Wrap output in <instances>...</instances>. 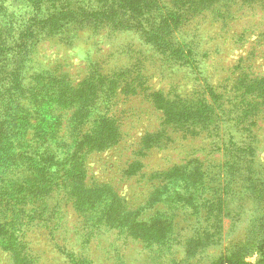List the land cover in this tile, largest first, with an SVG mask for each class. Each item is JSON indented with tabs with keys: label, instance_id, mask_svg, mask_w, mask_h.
I'll use <instances>...</instances> for the list:
<instances>
[{
	"label": "rangeland",
	"instance_id": "1",
	"mask_svg": "<svg viewBox=\"0 0 264 264\" xmlns=\"http://www.w3.org/2000/svg\"><path fill=\"white\" fill-rule=\"evenodd\" d=\"M10 19L13 34L0 37L1 112L3 90L13 104L27 107L37 95L54 88V78L59 76L73 86L98 65L104 71L137 72L149 93L131 92L116 102L123 139L118 146L93 151L86 157L84 182L109 181L125 200L142 205L138 201L145 203L150 186L138 173L124 175L132 160L139 159L144 164L140 171L149 172L197 159L198 176L205 186L192 193V205L212 210L205 217L199 209L183 220L181 209L176 208L182 205L179 196L190 195L184 186L179 193L169 191L167 199L160 194L162 204H154L175 209L180 216L175 220L185 228L179 233L187 239L209 233L207 243L196 246L192 253H187L189 240L180 236L159 252L144 248L134 239H128L124 247L119 244L122 237L115 232H98L88 242L83 240L82 216L65 194L68 191L57 189L56 180L50 178L51 188L47 186L39 200L31 202L29 197L20 196V201L33 203L28 205H43L44 214L50 217L47 225L32 221L26 236L18 233L21 243L28 242L29 249L25 246L24 252L32 256L29 264H175L177 260L180 264H212L225 251L237 255L236 263L231 264H264V104H250L255 103L250 94L240 100L236 92H225L234 82L229 78L235 75L240 59L252 60L245 68L259 78L264 76V0H0V27ZM64 71L67 74L63 75ZM12 81L17 87L5 89ZM208 88L231 95L228 99L218 97L214 103L206 94V102L215 108L204 122L208 127L202 128L200 123L195 135L176 130L172 135L175 142L143 148L144 155L136 153L145 132L163 129L161 111L146 96L181 93L180 97L187 100L200 97L199 92H208ZM197 101L194 98V105ZM218 103L236 114L220 110ZM238 113L240 121H235ZM47 145L46 141L39 156L21 157L25 162L22 167L45 172L17 176L40 178L48 170L60 172L50 177L65 173L73 152L54 153ZM225 145L226 152H234L236 167L232 170L219 166L226 161V157L218 160ZM231 147L242 151H231ZM15 180L16 176L9 175L3 187H11ZM55 204L58 211L51 216ZM151 211L143 214L148 216ZM100 247H107V257ZM10 254L0 249V264H12Z\"/></svg>",
	"mask_w": 264,
	"mask_h": 264
},
{
	"label": "trees",
	"instance_id": "2",
	"mask_svg": "<svg viewBox=\"0 0 264 264\" xmlns=\"http://www.w3.org/2000/svg\"><path fill=\"white\" fill-rule=\"evenodd\" d=\"M8 26L10 30H8ZM3 30H7L9 33H3ZM13 30L14 22L10 19L0 27V37L12 35ZM251 61L249 59L239 60L234 67L235 75L229 78L234 82L227 90L225 89V92L231 90V95L236 92L239 98L241 96L240 100L244 95L250 94L255 101L250 104L257 106L264 104V76L259 78V75H254L252 71L245 68L251 65ZM101 67L98 65L96 70L83 77L79 84L73 86L66 82L67 79L64 76L54 78V88H49L48 93L37 95L36 101H33L31 106L26 105L29 108L13 104V99L9 100L7 91L3 90L5 101L2 112L0 111V249L11 253L12 264H29L32 259L27 251L24 252L28 242L21 243L18 240V233L22 232L21 235L26 236L25 231L32 221L40 220V224L47 225L46 223L50 219V217L47 219L44 210L40 207L43 205L40 203L28 205L33 203L20 201L23 198L20 196L23 194L25 198L29 197L31 202L39 200L44 189L47 186L48 189L51 188L49 181L56 180L57 189L63 192L68 191L65 194L73 202L77 213L82 216L83 240H88V242L98 232H115L118 237H122L119 244L124 247L128 245V239H134L141 242L144 248L159 252L165 245L173 241L175 236L183 237L188 241L190 237L187 239L185 235L179 233L185 231V228L178 225L175 220L176 217H180L174 211L175 209L165 205L161 207L154 205L162 204L160 194H165L167 199L170 195L169 191L173 190L179 193L181 186H184L185 191L190 193L187 197H178L182 205L176 209H181L183 220L187 214L198 212L199 209V213L205 217L212 213L211 209L206 210L203 207L192 205V193L197 192L199 187L205 186V181H202L201 176H198L200 163L197 159H190L183 166L173 165L167 169L149 172L140 171L144 164L139 159L132 160L124 171V175L130 176L138 173V176L144 180V184L150 186L145 203L143 200L138 201V204L143 203L142 205H137V201L130 203L125 200L122 195L117 194L116 188L109 181L94 180L90 184L84 182L86 157L93 151H103L118 146L123 139L121 129L123 121H119L120 111L115 110L116 102L127 97L126 95L131 92L141 95L144 92L149 93L150 89L142 86L145 82L140 81L137 72L124 71L121 73V71L115 72L110 69L104 71ZM62 74L67 73L64 71ZM12 83L5 85V89L10 90L17 87V83L14 81ZM48 85H50L49 82ZM204 86L207 88V85ZM98 93L102 96H98ZM199 93L200 97H194L198 99L195 105L194 98H188L189 103H186L187 100L180 97L181 93L177 96L166 93H159L158 97L152 94L146 96L161 111L163 129L145 132L141 137V146L136 153L144 155L143 148L149 150L154 146L163 147L175 142L172 135L176 130L195 135L194 129L200 123L204 128L206 126L204 122L209 121L215 112L212 103L206 102V94H210L214 103L217 102L218 97L228 99L231 96L229 93H216L212 88H208V92L201 91ZM47 103L48 107H46ZM238 103L237 107L240 106ZM219 106H221L220 110L224 112L236 114V111H230L229 107L224 104L218 103ZM93 112L96 114L89 124ZM236 117L235 121H240L241 114L238 113ZM165 128H169V130L165 131ZM46 141L48 142L46 147L50 144L54 153L63 151L69 154V152H73L68 167L63 169L65 173L59 177H50L56 176L60 172L57 174V171L48 170V173H43L40 178H31L29 175L17 176L22 172L30 174L34 171L45 172L42 168L22 167L25 162L21 157L25 159L29 155L31 157L39 156ZM222 148L224 153L218 160L226 157V161L219 165L220 169L223 170V167L227 166V169L232 170L236 167V163L232 161L234 152L230 153V150L226 152V145ZM230 149L235 152L242 151L236 147ZM9 175L16 176L18 181L15 180V184L11 187L8 184L7 187H3L4 181ZM48 179L50 180L48 181ZM154 206L155 208L151 211ZM56 207L57 204L52 206L56 210L51 216L57 213ZM145 211H151L150 215L146 216V213L144 215ZM216 211L218 214L221 212L220 209ZM24 218L28 220L25 221ZM55 218L58 219L57 216ZM212 234L211 232L210 235ZM201 239L204 241H200ZM207 239H209L207 232L197 239L191 238L188 242L187 253H192L196 246L202 245L204 242L207 243ZM27 249L29 248L27 247ZM106 249L107 247L99 249L100 252H104L102 255L105 257H107ZM236 256H231L225 251L212 264L236 263ZM180 262L181 260L174 261L175 264H180Z\"/></svg>",
	"mask_w": 264,
	"mask_h": 264
}]
</instances>
